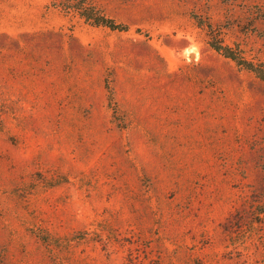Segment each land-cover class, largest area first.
<instances>
[{
  "label": "rangeland",
  "instance_id": "obj_1",
  "mask_svg": "<svg viewBox=\"0 0 264 264\" xmlns=\"http://www.w3.org/2000/svg\"><path fill=\"white\" fill-rule=\"evenodd\" d=\"M211 41L264 62V0H0V264H264V82Z\"/></svg>",
  "mask_w": 264,
  "mask_h": 264
},
{
  "label": "trees",
  "instance_id": "obj_2",
  "mask_svg": "<svg viewBox=\"0 0 264 264\" xmlns=\"http://www.w3.org/2000/svg\"><path fill=\"white\" fill-rule=\"evenodd\" d=\"M77 12H80L85 19L92 20L96 25H103L108 27L109 29H117V30H126L125 26L116 25L110 19L95 15L93 10L82 4H78L77 7H74ZM211 47L220 52L224 57L229 58L235 62V64L242 69H246L249 72H252L257 78L264 82V62L254 61L252 59H246L243 56H239L232 49L228 47H221L219 44H215L211 41Z\"/></svg>",
  "mask_w": 264,
  "mask_h": 264
}]
</instances>
